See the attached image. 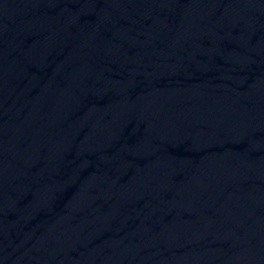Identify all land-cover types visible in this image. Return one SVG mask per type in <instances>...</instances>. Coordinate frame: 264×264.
<instances>
[{
	"label": "water",
	"instance_id": "water-1",
	"mask_svg": "<svg viewBox=\"0 0 264 264\" xmlns=\"http://www.w3.org/2000/svg\"><path fill=\"white\" fill-rule=\"evenodd\" d=\"M0 264H264V0H0Z\"/></svg>",
	"mask_w": 264,
	"mask_h": 264
}]
</instances>
